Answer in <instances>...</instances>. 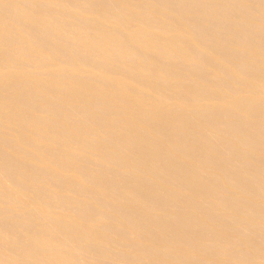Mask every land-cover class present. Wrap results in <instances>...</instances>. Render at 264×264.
<instances>
[{
	"label": "bare ground",
	"instance_id": "bare-ground-1",
	"mask_svg": "<svg viewBox=\"0 0 264 264\" xmlns=\"http://www.w3.org/2000/svg\"><path fill=\"white\" fill-rule=\"evenodd\" d=\"M0 235V264H264V0H0Z\"/></svg>",
	"mask_w": 264,
	"mask_h": 264
},
{
	"label": "rangeland",
	"instance_id": "rangeland-1",
	"mask_svg": "<svg viewBox=\"0 0 264 264\" xmlns=\"http://www.w3.org/2000/svg\"><path fill=\"white\" fill-rule=\"evenodd\" d=\"M54 7V9L55 10H59V6L58 5H54L53 6ZM13 52H17V50H14ZM17 55H15L14 57H16ZM39 57V58H38ZM35 60H37L38 61V63L40 64V65H42V66H47L48 64H49V60L48 59H46V58H42L41 56H40V53L39 52H37V51H34L33 52V54H32V58H31V60H30V67H33L35 64ZM47 61H48V63H47ZM14 62H17V60H14ZM3 235H0V241L1 242H4L5 241V236H3ZM5 238V239H4Z\"/></svg>",
	"mask_w": 264,
	"mask_h": 264
}]
</instances>
